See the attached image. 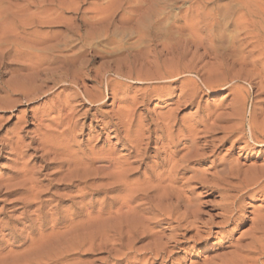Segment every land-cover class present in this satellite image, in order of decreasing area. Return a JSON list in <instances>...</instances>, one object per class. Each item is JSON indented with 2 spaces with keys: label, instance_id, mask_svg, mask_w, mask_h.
Returning <instances> with one entry per match:
<instances>
[{
  "label": "rangeland",
  "instance_id": "374dc122",
  "mask_svg": "<svg viewBox=\"0 0 264 264\" xmlns=\"http://www.w3.org/2000/svg\"><path fill=\"white\" fill-rule=\"evenodd\" d=\"M106 5L108 8L102 11L100 8ZM148 12H153L152 22L165 20L163 25L168 33L181 34L187 40L188 55L183 60L185 73L178 82L152 84L151 87L133 83L127 93L110 96L97 104H78L73 98L75 91L63 84L47 93L25 98L3 90L26 73L22 69V59L27 40L53 42L60 39L54 32H62L64 21L76 23L80 17L91 18L98 13L115 20L121 17L126 27L136 23L140 26ZM130 37L124 41L117 37L116 44L111 47L131 41L130 44H137L132 46L131 52L144 50V56L148 55L150 60L153 49L135 43V34ZM160 49L159 46L156 50L160 56L158 64L170 59ZM223 51L230 56L226 57ZM229 51H234V58ZM105 60L95 59L92 68ZM155 72L143 66L136 68L134 73L151 75ZM92 85L86 80L79 92L86 89L94 94ZM192 91L196 95L187 98ZM126 97L134 103H124ZM242 100H245L244 112L252 111L256 114V122L262 121L264 0H0V264H35L36 256L25 255L39 221L45 217L53 219L55 214L67 220L71 214L81 213L91 198L83 184L70 188L67 182L61 181L65 172L60 163L69 157L50 154L48 149V143L63 131L65 125L61 122L67 116L76 123L68 135V154L96 157L115 152L119 161L134 162L131 167L139 174L130 177L132 182L159 171L157 168L166 157L164 145L167 141H156L154 137L160 135L158 130L163 124H169L167 132L173 137L188 131L187 140L177 147L179 152L174 161H178L187 152L185 148H189L191 140L200 141L201 145L209 139L210 135L204 131L216 116L230 114ZM123 109L131 113L125 116ZM60 123L62 125H57ZM140 129L143 131L141 148H146L141 166L130 148L135 132ZM235 137L220 140L222 135L215 134L214 139L219 141L215 142L216 147L200 151V157L189 160V167L195 172H186L185 178L196 174L198 180L174 185L197 207L198 235L192 230L185 238L176 239L177 247L167 248L163 260L147 263L221 264L233 259L234 264H264V233L255 236L251 233L256 218L264 216V189L247 192L232 213V221L225 222L218 216L226 203L224 198L236 194L226 193L220 186L217 173L222 165L225 162L243 167L264 164V148L243 141L234 142ZM118 195V192L95 195L96 207L103 205L107 197ZM183 211L181 208L180 212ZM175 226L169 220L160 223L163 243L173 234ZM251 237L260 238L262 244H258L262 248L252 246ZM66 256L63 264H114L118 259L105 260L106 256L99 251H76ZM145 261L137 264H145Z\"/></svg>",
  "mask_w": 264,
  "mask_h": 264
},
{
  "label": "bare ground",
  "instance_id": "6f19581e",
  "mask_svg": "<svg viewBox=\"0 0 264 264\" xmlns=\"http://www.w3.org/2000/svg\"><path fill=\"white\" fill-rule=\"evenodd\" d=\"M107 8L106 5L100 9L103 11ZM152 16L153 12H148L140 26L136 23L130 27L125 26L124 19L121 17L115 20L102 16L101 13L91 18L80 17L76 23L66 20L63 22L62 32H54L60 35V39L53 42L45 40H35V42L30 39L26 41L22 59V69L26 73L19 76L18 82L7 85L8 87L3 90L6 93H19L23 97H28L32 94L37 96L47 93L63 84L75 91L73 98L78 104L82 102L97 104L105 102L110 96L116 97L119 93H127L133 83L149 84L148 87H151L152 84L178 82L185 73L186 66L183 60L188 55L187 40L181 34L173 36L168 33L163 25L165 20L152 22ZM55 23L51 22V24ZM132 33L137 36L135 43L150 46L153 49L154 53L150 60L147 59L148 55L144 56V50L140 52V47H136L140 50H137L138 53H135V50H132L135 54L132 53L130 49L137 44H130V40L129 43L123 42L124 45L120 43L119 46L111 47L116 44V39L121 38L124 41L129 39ZM117 43H119L118 40ZM171 43L172 46L169 45ZM159 46L162 49L160 52L170 56V59H166L162 64H158L160 56L156 53ZM173 47L175 50L172 49ZM229 52H232L231 56L234 55V51ZM236 55L239 56L238 52ZM225 56L230 55L226 53ZM97 58L106 60L100 62L98 67L92 68ZM167 62L168 64L165 65ZM143 66H149L156 72L151 75L134 73L136 68ZM86 80L93 84L91 89L95 90L94 94L86 89L79 92ZM103 83L105 91L102 89ZM195 95L196 93L192 91L187 98L192 99ZM123 102L134 103L127 97L123 99ZM244 105L245 100L238 101L230 114L216 116L209 127L205 126L207 129L204 132L210 135L209 139L204 143L201 142V145L200 141L197 143L191 140L189 148H185L187 152L178 161H174V156L178 154L177 147L181 142L187 140L188 131L180 132L179 136L173 137L167 132L170 128V126L168 128L169 124H163L158 130L160 135L154 137L156 141H167L164 145L166 157L159 164L157 168L159 171L142 180L132 182L130 177L139 174L135 171L136 168L131 167L134 162L119 161L115 157V152L100 154L96 157L90 155L75 157L68 154L66 149L68 135L73 132L76 123L72 121L71 116H67L61 122L65 125L63 131L53 137V141L48 143V149L50 154L69 157L60 163L65 172L61 181L67 182L70 188H77L83 184V188L89 190L91 198L81 213L75 215L73 213L67 220L57 217L58 214H55L53 219H47L48 217L41 219L37 232L29 240L27 246L29 250L24 255L36 256L35 259L33 258L35 264H63L67 259L66 255L76 251L97 253L99 251L106 256L105 260L118 257L114 264H137L141 260H146L145 264H149L147 262L150 260H163L168 253L167 248L177 247L176 239L185 238L192 230L195 231V236L199 233V215L196 205L190 204L174 186L179 183L187 184L190 180H198L196 174L191 178H185L186 172H195L189 167L191 163L189 160L200 157L201 154H198L200 151L205 152L206 149L215 148V142H219L214 139L215 134L222 135L220 140L236 136L234 142L243 141L246 144L256 145L258 148H264V117L262 121L256 122V114L252 111L246 114ZM122 112L125 116L131 113L127 109H123ZM61 123L57 125L60 126ZM147 132L152 133L150 130ZM135 133L130 148L134 157L139 159L136 162H139L141 166L145 161L144 151L146 150L141 148L140 135L143 131L140 129ZM95 163L102 164L94 166ZM243 166L225 162L217 173L222 184L220 186L224 188L223 191L236 193L224 198L226 203L218 216L225 222L232 221V213L247 192L264 189V164ZM233 181L236 184L235 182L232 184ZM114 192L120 195L113 198L107 197L103 205L96 207L95 195ZM240 193L242 194L239 195ZM181 208H184L183 212H180ZM168 220L176 226L173 234L163 243L164 237L161 236L163 232L159 226L161 222ZM47 222L51 224L50 227H46ZM253 225L251 233L254 236L263 234L264 216H258ZM251 238L252 246L259 245V242L262 244L260 238ZM145 241L146 243H143ZM138 243L143 244L135 247ZM221 264H234V262L230 259Z\"/></svg>",
  "mask_w": 264,
  "mask_h": 264
}]
</instances>
